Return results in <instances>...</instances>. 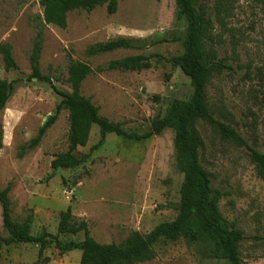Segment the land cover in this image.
Wrapping results in <instances>:
<instances>
[{
    "label": "rangeland",
    "instance_id": "1",
    "mask_svg": "<svg viewBox=\"0 0 264 264\" xmlns=\"http://www.w3.org/2000/svg\"><path fill=\"white\" fill-rule=\"evenodd\" d=\"M214 24L205 50L225 65L214 68L207 101L215 116L234 128L247 144L264 154V0H198ZM43 22L41 0H0V44L8 43L18 71H7L0 53V79L17 81L1 113L4 128L0 150V188L11 186V214L15 221L33 219L31 233L57 234L62 211L71 207L77 219L87 221L100 244H122L133 232L149 234L159 224L174 220L180 211L184 173L175 155V133L130 140L114 133L91 152L101 136L92 127L77 157L90 156L75 169L56 168L53 160L69 147V113L62 110L40 145L24 156L21 147L33 138L71 92L70 57L94 70L82 84V94L100 108V114L129 133L152 131L151 122L165 115L174 99L188 100L190 79L171 59L180 56L187 30L177 15L176 0H118L115 14L106 5L91 12L75 10L67 25H47L40 59L50 81L28 80L30 53L38 25ZM119 37L140 39L139 48L87 56L86 49ZM149 56L152 67L141 71L97 68L131 55ZM203 140L202 165L212 179L214 196L226 220L243 234L241 264H264V175L249 147L197 120ZM0 235L3 228L0 205ZM63 241L84 239V233L65 234ZM153 258L132 264H227L207 241L182 238L160 241ZM80 250L61 253L50 244L39 256V244L0 240V264H80Z\"/></svg>",
    "mask_w": 264,
    "mask_h": 264
},
{
    "label": "trees",
    "instance_id": "2",
    "mask_svg": "<svg viewBox=\"0 0 264 264\" xmlns=\"http://www.w3.org/2000/svg\"><path fill=\"white\" fill-rule=\"evenodd\" d=\"M177 15L185 19L187 30L183 39V53L173 57L171 62L179 67L190 79L193 93L190 99H174L167 108L164 116L156 117L151 122L152 131L147 134L129 133L121 125L110 121L100 114V108L92 100L82 94L84 80L94 71L83 61L70 57L68 64V82L71 92H61V102L55 113L40 127L37 134L21 147L20 156L36 149L42 142L45 134L56 122L62 110L69 113V147L53 160L56 168L75 169L82 165L90 154L77 157L78 147L86 146L94 125L100 130V140L91 149L98 148L105 136L114 133L130 140H141L151 135H159L167 129L175 133L174 147L176 162L184 173L181 187V204L178 216L168 222H163L147 235L133 232L120 245L115 243L100 244L91 236L87 221L77 219L71 207L62 211L57 234L44 231L35 236L31 233L33 219L29 217L24 222L15 221L11 214L10 191L11 186L0 188V205L2 208L3 228L8 233L0 240L6 245L13 243L39 244V256L45 249L54 244L61 253L80 250V264H132L153 258V246L160 241L176 242L184 237L192 241H207L214 245L216 252L227 264H241L239 245L243 234L226 220L221 212L218 199L214 196L212 179L209 172L202 165L200 150L203 140L197 128V120H203L218 128L225 135L234 138L240 144L250 148L253 160L258 164L264 175V154L251 148L241 135L230 125L220 121L211 110L206 88L212 70L225 65L214 55L205 50L207 40H212L211 30L214 24L211 18L205 19L198 0H176ZM43 7V22L38 25L30 53L31 73L27 79L50 81L49 76L41 71L40 59L45 42L44 30L47 25L65 27L68 14L75 10L91 12L98 6L106 5L109 14H115L118 9V0H41ZM138 42L144 41L135 38L119 37L103 43L90 45L86 49L87 56H95L120 49L139 48ZM0 53L7 71H18L19 66L8 43L0 44ZM152 67L149 56L137 54L120 59H114L97 68L98 72L107 70L141 71ZM17 81L0 79V150L3 147L4 128L1 113L11 98ZM84 233L81 241H63L61 235Z\"/></svg>",
    "mask_w": 264,
    "mask_h": 264
}]
</instances>
